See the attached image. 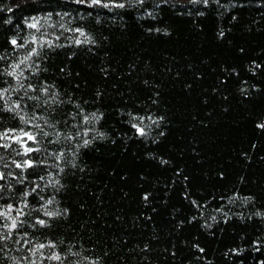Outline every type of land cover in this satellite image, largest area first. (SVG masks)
I'll return each mask as SVG.
<instances>
[{
  "label": "trees",
  "instance_id": "16d2710c",
  "mask_svg": "<svg viewBox=\"0 0 264 264\" xmlns=\"http://www.w3.org/2000/svg\"><path fill=\"white\" fill-rule=\"evenodd\" d=\"M0 137V264H264V0H0Z\"/></svg>",
  "mask_w": 264,
  "mask_h": 264
},
{
  "label": "snow or ice",
  "instance_id": "6c2138e0",
  "mask_svg": "<svg viewBox=\"0 0 264 264\" xmlns=\"http://www.w3.org/2000/svg\"><path fill=\"white\" fill-rule=\"evenodd\" d=\"M93 2H94V3H99V0H93ZM141 2H142V0H141ZM30 27L35 28L36 25H35V24H32V25H30ZM77 43H79V41H77ZM12 44L15 45V44H16V41L13 40V41H12ZM27 59H28V57H25V60H27ZM20 63H24V61L22 60ZM15 67L18 68V67H19V64L16 65ZM9 74H10V75H15V71H13L12 73H9ZM45 91H47V90L45 89ZM17 107H19V105H17ZM21 119H23V117H21ZM85 121H87V118H85ZM133 126H134V127H137L136 125H133ZM137 132H138L140 135H144V134H145L144 129L141 128V127H137ZM22 136H26L28 140L35 141V136H33L31 133L23 132V133H22ZM0 138H2V137H0ZM19 139H21V137H17V140H19ZM85 143H88V141H85ZM31 151H33V149H31V148H25V153H28V152H31ZM21 166H22V165H20V164H17V165H16V167H21ZM24 166L31 167L32 164H31L30 161H27V162H25V165H24ZM0 179H3L2 174H0ZM48 203H51V200L48 201ZM0 215H2V213H0ZM47 215H53V213H47ZM39 223H41V224L43 225L45 222L41 220V221H39ZM12 227H13V228L16 227V222H15V221H13V223H12ZM43 247H44V245H40V248H43ZM52 259H60V257H59V256H53Z\"/></svg>",
  "mask_w": 264,
  "mask_h": 264
}]
</instances>
